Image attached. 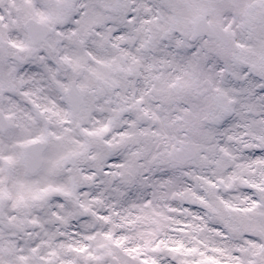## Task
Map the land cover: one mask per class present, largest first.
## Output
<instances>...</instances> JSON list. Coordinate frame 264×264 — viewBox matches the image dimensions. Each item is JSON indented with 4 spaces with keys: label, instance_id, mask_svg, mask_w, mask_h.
Listing matches in <instances>:
<instances>
[{
    "label": "snow or ice",
    "instance_id": "snow-or-ice-1",
    "mask_svg": "<svg viewBox=\"0 0 264 264\" xmlns=\"http://www.w3.org/2000/svg\"><path fill=\"white\" fill-rule=\"evenodd\" d=\"M0 264H264V0H0Z\"/></svg>",
    "mask_w": 264,
    "mask_h": 264
}]
</instances>
